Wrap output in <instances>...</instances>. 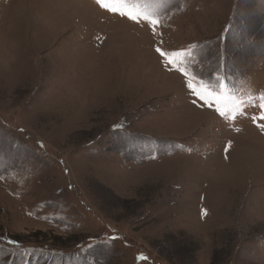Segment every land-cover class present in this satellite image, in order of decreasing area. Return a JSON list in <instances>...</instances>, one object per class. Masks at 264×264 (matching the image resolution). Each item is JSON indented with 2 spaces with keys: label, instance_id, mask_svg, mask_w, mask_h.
Instances as JSON below:
<instances>
[{
  "label": "rangeland",
  "instance_id": "1",
  "mask_svg": "<svg viewBox=\"0 0 264 264\" xmlns=\"http://www.w3.org/2000/svg\"><path fill=\"white\" fill-rule=\"evenodd\" d=\"M262 96L264 0H0V264H264Z\"/></svg>",
  "mask_w": 264,
  "mask_h": 264
},
{
  "label": "snow or ice",
  "instance_id": "2",
  "mask_svg": "<svg viewBox=\"0 0 264 264\" xmlns=\"http://www.w3.org/2000/svg\"><path fill=\"white\" fill-rule=\"evenodd\" d=\"M97 4H101L103 6V0H96ZM151 23L153 25H155L157 22L155 20L151 21ZM157 52H159V54L163 57L166 55V53L160 51L159 48H157ZM174 56H180L182 55L181 53H173ZM175 61L169 60V64L174 63ZM182 71V70H181ZM182 75L187 76L186 72L182 71ZM187 88L188 90L193 94V98H192V102L194 104H197L198 106H203V105H208L211 106L213 101L209 100L206 96H204L203 94H201L196 88L193 87L192 83L187 82ZM262 101H264V96H262L260 98ZM260 108V115L258 117H253V122H255L257 119L259 120H264V103H261L259 105ZM215 111L218 115H220L221 117L225 116V112L221 111L219 107L215 108ZM237 131H239V129H237ZM228 147H230V145L225 147V151L227 152Z\"/></svg>",
  "mask_w": 264,
  "mask_h": 264
}]
</instances>
